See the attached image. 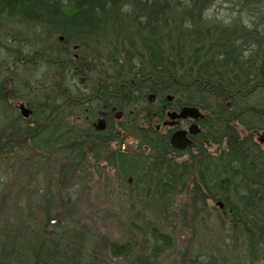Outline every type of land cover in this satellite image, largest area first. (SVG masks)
I'll use <instances>...</instances> for the list:
<instances>
[{"label":"trees","instance_id":"16d2710c","mask_svg":"<svg viewBox=\"0 0 264 264\" xmlns=\"http://www.w3.org/2000/svg\"><path fill=\"white\" fill-rule=\"evenodd\" d=\"M216 1L0 0V50L16 48L18 62L54 69L61 82L34 85L35 82L33 89L29 87L36 99H32V106L27 104L32 111L28 119L9 106L13 98L23 101L28 96V82L22 81L21 87L8 94L0 89L1 105L17 112L8 118L9 110H2L5 127L13 133L0 135V148L3 137L12 145V136L19 134L25 124L32 132L26 137L40 152L62 157L87 146L97 160L110 148L108 142L119 138L117 127L94 131L90 123L102 119L99 112L104 105L111 103V109L124 113L137 104L150 106L149 96L154 95L164 103L174 97L181 105L199 106L209 113V138L227 146L220 157L178 163L170 157L168 141L158 139L155 128L148 131L149 127H144L126 129L144 135L142 143L154 154L151 160L144 153L133 156L120 149L114 150L113 158H106L126 184L127 179L135 178L137 186L129 184L128 189L153 212L163 211L169 216L167 210L174 198L188 190L202 211L208 201L221 203L224 209L217 205L216 216L228 232L227 239H235L245 248L242 259L257 264L264 258V150L257 142L253 144L248 130L256 125L251 120L254 114L261 118L264 113L250 114L249 121L243 118L252 106L250 91L264 89V0H239L243 8L252 9L247 24L225 23L210 14ZM9 66L13 65L0 63L7 71V83ZM86 73L92 75L90 80L97 81L93 97L84 92L78 96L86 95L91 102L86 107L94 105V114L86 113L82 109L85 106L77 102L71 104L76 105L72 109L69 102L66 107L43 96L46 90L53 94L64 86L63 82H75L76 77ZM66 95V102L70 96L75 101L81 96L71 91ZM81 110L80 116L90 126L79 128L64 123L66 115L74 117ZM154 112L147 108L144 117L150 127L155 121ZM235 116L247 136L232 123ZM102 127L99 125L98 130ZM144 224L147 260L140 259L142 256L136 255L129 242H110L113 258L161 264V255L172 245L170 237L154 220ZM10 242L13 247L0 250V264H13L21 259V252L29 253L27 259L32 264H108L95 255L83 235L66 227L50 233L49 238L36 234L31 239L17 236Z\"/></svg>","mask_w":264,"mask_h":264},{"label":"rangeland","instance_id":"374dc122","mask_svg":"<svg viewBox=\"0 0 264 264\" xmlns=\"http://www.w3.org/2000/svg\"><path fill=\"white\" fill-rule=\"evenodd\" d=\"M250 10L252 11V9L243 8L239 0L230 2L217 0L209 13L218 16L225 23L241 21L247 24L250 21ZM8 48L5 51L0 50V63L13 65L9 66L10 83L4 80L7 71L0 67V89L8 94L9 91H15L16 87H21L22 81L28 82L29 85L25 93L28 96H24L23 101H18L20 98H13L9 106L16 110L21 104L25 107L27 104L32 106V99L35 98L32 89L35 82L34 85L44 82L61 83L57 74H54V69H41L32 62L25 65L28 61L20 63L16 48L11 51ZM91 76L86 73L76 77L74 83L65 81L62 88L59 87L53 94H50L48 89L43 96L47 99L52 97L53 101L66 107L69 102L72 109L76 105L71 106V104L77 102L85 106L81 108L86 109V113L94 114V105L86 107L87 104L88 106L91 104L90 100L86 99V95L78 96V93L82 92L92 96L97 81L90 80ZM84 84H87L85 89ZM31 86L32 89L29 88ZM70 91L79 98L75 101L70 96L66 102L65 98L67 99L69 95L64 96V94H70ZM249 96L252 106L244 114V121H249L247 116L250 114L264 113V89L256 92L254 89L250 91ZM42 104L45 105L46 102ZM158 106V103L153 100L150 106L137 104L132 108H126V112L120 111V118L114 116L113 126L118 128L120 121L128 129L149 127L147 129L149 131L150 128H156L158 122H151L150 127L144 117L147 108L152 111L158 109ZM2 110L10 111L0 102V135L5 132L11 136L13 131L10 132L5 127ZM9 111L8 118L17 115V112ZM18 113H20L19 109ZM81 114L82 110L75 113L74 117L66 115L64 123L67 121L70 125L87 128L90 124L83 120L84 117L80 116ZM53 115L55 117L56 113ZM254 115L256 117L251 120L256 125L252 126L253 129L248 132H251L253 144L256 145L257 142V146L263 151L264 145L260 146V142L264 143V117ZM232 123L236 124V128L244 133V136L248 135V132L241 128L242 123L237 116ZM21 128L19 134L12 136L11 140L15 141L12 145H9V139L6 137H3L1 141V144L4 143L0 148L1 251L13 247L10 241L14 237L31 239L38 234L49 238L50 233L66 227L83 235L84 240L90 242L91 249L96 252L95 255L108 264H136L130 262L131 259L113 258L108 245L110 242H129L136 255L142 256L139 257L140 259L147 260L145 257L149 251L142 231H144L143 228L146 229L144 224L146 220H154L170 237L172 244L161 255V264H209L210 262L212 264H250L248 263L250 259H242L241 256L245 248L237 240L227 239L228 232L218 223L216 216L218 210L214 202L208 201L206 210L202 211L194 204L193 193L188 190L174 198L172 206L167 210L169 216L164 215L163 211L162 213L153 212L150 207L141 204L138 197L128 189L129 184L133 187L137 186L135 178L130 182L127 179L129 184H126L119 172L109 165L110 162L106 157L113 158L116 147H110L97 160L87 146L77 149L68 156L59 157L55 153L40 152L36 149L29 136L26 137L30 135L27 133L32 132H28L25 124ZM21 132L25 136L19 137ZM142 137L144 138V135ZM11 148L14 154L10 152ZM152 155L154 154L151 150L150 156H146L151 160ZM129 163L134 164L132 161ZM190 188L192 189V185ZM15 248L17 249L16 246ZM20 254L21 259L14 260L13 264H32V261L27 259L29 253L21 252ZM257 264H264V258L259 259Z\"/></svg>","mask_w":264,"mask_h":264},{"label":"flooded vegetation","instance_id":"af4514ba","mask_svg":"<svg viewBox=\"0 0 264 264\" xmlns=\"http://www.w3.org/2000/svg\"><path fill=\"white\" fill-rule=\"evenodd\" d=\"M72 83H74V81H72ZM77 87L79 88V85H77ZM78 91L80 92L81 90ZM149 100L152 103L153 100H155V102L159 105V108L155 109L153 116L155 122H158L157 127L155 128L157 136H159L158 139L168 141L170 157L175 159L178 163L187 162L188 164H192L194 159L197 158L220 157L227 150L226 144L217 143L215 139L209 138V113L203 111L199 106L181 105L174 97H168V102L165 103L156 98L154 95H150ZM110 105H104V108L101 109L102 111L99 112V116L102 118L101 120H94V122L90 121L94 131L107 130L109 127H112L115 120L114 116L119 118L121 117V112L117 111L116 108L111 109ZM186 108H191L192 110L188 112L186 116H181L182 112ZM19 112L23 113L21 111ZM88 118L89 120L92 119L89 116ZM101 124L103 127L101 130H98V127ZM119 124L122 123L119 121L118 128L115 130L116 134L119 135V138L112 140L110 138L111 141L108 142V146H114L116 149H120L124 153L133 156H138L143 153L144 155L149 156L151 149L149 146L142 143L143 134L140 132L125 131L124 129H126V127H123V124L119 126ZM131 135L134 139L131 138ZM127 144H132V147H128ZM263 145L264 143L260 142V146ZM146 148H148V151ZM15 151L17 152V149H15ZM132 179V177L129 178V182ZM217 205L221 207V210L224 209L221 203H217Z\"/></svg>","mask_w":264,"mask_h":264},{"label":"water","instance_id":"95a60500","mask_svg":"<svg viewBox=\"0 0 264 264\" xmlns=\"http://www.w3.org/2000/svg\"><path fill=\"white\" fill-rule=\"evenodd\" d=\"M21 110H22L23 115H24L25 117H28V116H29L30 110L25 109L23 106L21 107ZM191 110H192L191 108H186V109H184V111L182 112V115H181V116H186V114H187L188 112H190ZM131 138L134 139V137H133L132 135H131ZM128 147H131V145L128 144Z\"/></svg>","mask_w":264,"mask_h":264}]
</instances>
